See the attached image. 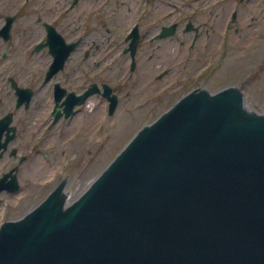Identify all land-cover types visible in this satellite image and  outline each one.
Listing matches in <instances>:
<instances>
[{"label":"water","instance_id":"95a60500","mask_svg":"<svg viewBox=\"0 0 264 264\" xmlns=\"http://www.w3.org/2000/svg\"><path fill=\"white\" fill-rule=\"evenodd\" d=\"M68 182L0 227V264H264V115L234 86L181 97L69 203Z\"/></svg>","mask_w":264,"mask_h":264},{"label":"flooded vegetation","instance_id":"af4514ba","mask_svg":"<svg viewBox=\"0 0 264 264\" xmlns=\"http://www.w3.org/2000/svg\"><path fill=\"white\" fill-rule=\"evenodd\" d=\"M263 6L264 0H20L11 12L3 13L0 8V227L30 210L15 216L16 206L21 205L15 198L18 192H43L53 179L52 170L47 174V163L56 156L65 132L58 122L78 115L95 96L104 102L109 116L115 114L121 79L111 84L104 78L111 67L107 65L111 50L118 49L123 55L120 59L125 67L120 76H131L140 65L143 48L152 47L160 56V42L180 34L188 38L180 45L194 50L208 32L219 35L221 17L232 20L236 30L244 22L250 26L249 21L260 16ZM23 16L30 17L20 25L17 18ZM162 34L167 35L160 37ZM133 36L137 37L134 64L130 49ZM215 41L216 37L212 38L211 42ZM69 47L66 59L54 71L51 50L60 51L62 57ZM37 53H42L39 56L44 60L34 59ZM177 64L179 61L174 66ZM214 70L191 75L185 92L197 88L200 79H208ZM169 72L167 65L157 69L149 79L151 85ZM176 83L174 79L152 95L183 86ZM136 84L140 90L139 80L132 86ZM142 84L148 86L149 82ZM87 90L93 93L78 104ZM112 96L117 104L110 115ZM66 179L62 176L60 181ZM66 200L72 201L69 196Z\"/></svg>","mask_w":264,"mask_h":264},{"label":"rangeland","instance_id":"374dc122","mask_svg":"<svg viewBox=\"0 0 264 264\" xmlns=\"http://www.w3.org/2000/svg\"><path fill=\"white\" fill-rule=\"evenodd\" d=\"M1 1L0 8L6 13L11 12L20 0ZM229 6L231 7V4ZM259 6L260 3L255 5V8ZM28 8L31 9L32 6ZM262 14L264 15V6L260 16L255 15V19L249 21L250 26L244 22V25H239L236 30L232 20L221 17L219 35H216L215 31L208 32L201 38V42L197 41L194 50L184 47L188 38L187 35L182 37L180 34L160 42L162 49L160 56L152 47L147 48L148 50L143 48L139 56L140 65L131 76L128 73L120 76L125 67V62L121 63L120 59L123 55L118 49L111 50L107 58V65L111 67L107 69L104 78H107L111 84H114L116 79H121L119 105L115 114L109 116L105 111L104 102L95 96L90 99L89 106L82 108L78 115L58 122V125L65 130L62 144L58 147L56 156L47 163V174L52 170L54 177L43 192H18L15 198L21 205L16 206L15 216H20L41 202L49 193L47 191L52 189L62 176L69 178L66 187L69 199L74 200L78 197L142 126L154 121L190 92H185L187 88L185 86L191 75L200 70L215 69L208 79H200L196 84L197 89L203 88L214 93L224 87L234 86L242 92L245 106L249 111L264 115V16H261ZM29 17L17 18V22L23 25ZM130 22L128 21L127 26ZM214 37L216 41L211 42ZM163 45L167 48L162 47ZM41 54H35L34 59L44 60L43 56H39ZM177 61L179 64L174 66ZM156 62L162 63L157 65ZM164 65L168 66L170 72L159 82L151 85L149 79ZM174 79L177 83H183V86L174 85L175 87L171 86L172 89L169 91L152 95L155 90ZM137 80L141 83L140 90L138 84L132 86ZM144 82H149V85L145 86L142 84Z\"/></svg>","mask_w":264,"mask_h":264}]
</instances>
